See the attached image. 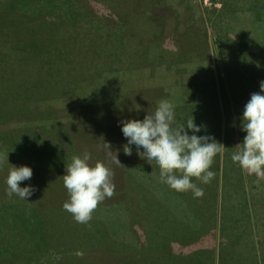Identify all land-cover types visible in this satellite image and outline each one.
Segmentation results:
<instances>
[{
  "label": "rangeland",
  "instance_id": "1",
  "mask_svg": "<svg viewBox=\"0 0 264 264\" xmlns=\"http://www.w3.org/2000/svg\"><path fill=\"white\" fill-rule=\"evenodd\" d=\"M232 3L237 9L226 15L228 0H0V154L9 161L0 165V248H12L0 251V264H132L115 249L127 248V193L137 182L128 171L133 165L158 171L143 166L134 146L131 155L124 153L118 121L142 120L166 96L174 106L184 104L180 90L215 86L220 92L222 82L228 97L227 77L245 104L246 95L259 91L254 80H264L260 64L246 68V77L237 71L241 63L247 66L246 55L252 60L254 29L242 2ZM78 7L100 27L78 21L84 13ZM216 29L226 31L238 50L217 40ZM255 51L264 60V42ZM96 56L99 67L85 72ZM104 143L121 164L105 159ZM42 144L50 147L45 155L34 150ZM85 151L91 164L102 161L112 169L115 191L81 224L63 209L68 193L62 176L72 157ZM12 166L33 170L20 182L36 189L27 202L6 195ZM262 180L247 188L259 204L253 222L264 236ZM95 228L107 232L103 241L109 244L88 246Z\"/></svg>",
  "mask_w": 264,
  "mask_h": 264
},
{
  "label": "clouds",
  "instance_id": "2",
  "mask_svg": "<svg viewBox=\"0 0 264 264\" xmlns=\"http://www.w3.org/2000/svg\"><path fill=\"white\" fill-rule=\"evenodd\" d=\"M240 120V130L246 135L242 143L233 147L231 159L259 181L264 179V80L259 82V91L250 95ZM118 124L127 140L124 153L131 155L134 146L137 155L159 170V183L177 192L191 191L194 198L204 195L193 178L201 184H210L216 175L211 170L214 158L225 147L214 136L198 135L203 125H197L193 117L180 122L174 104L167 99L159 101L142 120L125 118ZM110 148V144L104 143L105 159L121 164ZM5 160L9 163L8 154H0V165ZM90 160L91 153L87 151L73 156L62 176L68 193L63 209L81 224H88L98 204L111 198L115 191L112 169L105 162L93 165ZM32 175L29 166H12L5 180L6 195L27 202L36 189L31 185L21 187L20 182L30 180Z\"/></svg>",
  "mask_w": 264,
  "mask_h": 264
},
{
  "label": "trees",
  "instance_id": "3",
  "mask_svg": "<svg viewBox=\"0 0 264 264\" xmlns=\"http://www.w3.org/2000/svg\"><path fill=\"white\" fill-rule=\"evenodd\" d=\"M233 1L236 0H228V6L225 10L226 15H230L231 14L230 12L232 10L237 9V8H232ZM239 2H242L241 7L244 8L243 10H247V12L250 13L249 15L252 20L251 25L254 29V32L251 36L250 44H253L252 49L254 48V50H252V55H251L252 60H249L248 59L249 55H246L244 63L247 64V66L246 65L243 66V63H241L239 68L237 67L238 68L237 71L238 73L240 72L244 73L245 74L244 77H246L247 75L246 71L248 68L260 64L261 65L260 67L262 68V73L264 75V60L260 58L259 55L257 56V53L255 51L259 42H264V0H239ZM227 31L228 32L232 31V28L227 27ZM216 32L217 33L219 32V38H216L217 40L222 41V39H224L225 42L228 43L230 49H232L233 51L238 50L236 48L237 45H235L234 43V39H232V37H230L226 31L224 30L219 31L216 29ZM69 42H68V46H69ZM243 46H245V43L243 44ZM220 47L221 46L219 45L218 48L222 49V47L221 48ZM248 47H251V45H248ZM98 52L99 51H97L96 54H98ZM238 56L239 55H237V57ZM89 58L91 59V65L85 63V72L87 70H90L91 68L90 66H92L93 68L98 66L97 65L99 61L98 56H96V59L91 57ZM223 64H225L226 66L228 65V63H226V61L224 60H223ZM231 78L232 77H227V81L230 83L229 96L231 98H229V96L226 97V92H225L226 85L223 84L222 82L220 86L221 90H223L222 103L218 101L219 98L217 96V93L220 96L221 90L220 92L213 91V89H215V86H211V88H205V89L201 87H197V88L186 89V91L180 90L181 99L185 100V102L184 104L175 106V112L177 115V119L180 122H183L185 119L193 117L197 125L204 126V128L198 135L214 136L216 140L222 143L225 147L223 148L221 153L214 158L213 164L211 166V170L216 173L215 178L212 180L210 184L200 185V187H202L204 190L203 200L201 197H199V200H197V198L192 197L193 206L196 209H198L199 212H203L205 210L208 211L214 210V212L223 211L225 218L224 219L225 226L228 220L227 216L230 215L232 229L234 228L244 229L248 232V234L254 235L253 238L257 240L256 242L252 239V242H254L257 247L253 249H249L247 251L245 264H264V236L258 233L256 229V225L253 222V215L256 213L257 210V202L251 196L252 194L251 193L249 194L247 188L250 181L257 180V177H255L254 175H248L245 171H242L241 168L237 164L233 163L231 159V155L235 151L233 147H235L239 143H242L243 138L246 135V133L240 130V125H241L240 117L242 115L245 106V101H246L244 100L245 96H243L242 93H239V89L236 90L234 84L235 82ZM251 81H252L251 79H248L249 83H251ZM254 82L257 86L259 85L258 81L256 82V80H254ZM240 84L241 81L239 85ZM188 94L191 96L190 98ZM250 95L251 94L246 95V97L250 98ZM163 99H167L170 101V99H168L167 96L163 97ZM230 99H232L233 102L232 104L230 103ZM234 108H236L237 113L236 115L234 114V116H232L233 111H235ZM50 114H51L50 115L51 120L56 122V119L54 120V118H52V117L56 118L55 112L51 111ZM49 123H50L49 124L50 128L54 126V123L52 122ZM35 137L36 136H34V139ZM47 144L45 145L42 144L41 147L39 146L35 147L34 148L35 152L38 153L39 155L42 154L45 155L46 148L50 149L49 145L47 146ZM137 167L138 166L133 165L131 167L132 170L128 171V174H130L133 177V179L137 181L132 183L138 185L139 184L138 179L141 181V176H139L140 172L138 169H136ZM222 169L223 172L221 173ZM193 179L194 182L198 181L195 180V178ZM222 181L225 188H224V193L221 195V201H223V203H220L219 190ZM143 186L144 185H140L142 190L146 188L145 186L144 187ZM148 189H149L148 190L149 193L157 197L151 188ZM103 206L105 207L104 204ZM112 208H114L113 205H111L110 211ZM115 208L119 209L120 206ZM121 232L123 231L121 230ZM98 234H100L101 236H99ZM88 237H89V243H88L89 246L90 244L99 241L104 242L103 240L107 239V232L99 233V228H95L93 232L90 230ZM240 237L241 236L236 235L232 239L235 240V243L237 244L240 241ZM249 239L250 238H248V241ZM105 244H109V243H105ZM128 246L129 245L127 244L126 249L121 247H115V249L117 248L118 250H123L127 253ZM234 247L235 244L232 245V248ZM8 250H12V248L4 247V246L0 248V251H8Z\"/></svg>",
  "mask_w": 264,
  "mask_h": 264
},
{
  "label": "crops",
  "instance_id": "4",
  "mask_svg": "<svg viewBox=\"0 0 264 264\" xmlns=\"http://www.w3.org/2000/svg\"><path fill=\"white\" fill-rule=\"evenodd\" d=\"M78 10L83 9L78 7ZM83 11L78 21H89L100 27ZM147 164L144 160L143 166ZM136 169L141 181L137 178L138 185H129L126 208L129 245L126 254L132 264H245L247 251L257 247L252 242V239L257 242L254 235L241 228L232 229L230 215L225 226L223 211L199 212L192 204L191 191L177 192L158 182V169V173ZM196 183L200 187L201 183ZM140 185L146 188L142 190ZM147 187L157 197L149 193ZM219 192L220 203H223V181ZM236 235L241 236L237 244L232 239Z\"/></svg>",
  "mask_w": 264,
  "mask_h": 264
}]
</instances>
